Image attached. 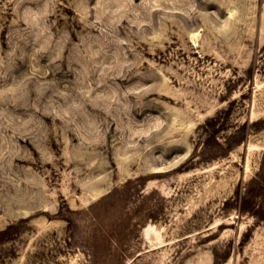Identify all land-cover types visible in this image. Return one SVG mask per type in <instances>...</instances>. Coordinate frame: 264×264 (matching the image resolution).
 Listing matches in <instances>:
<instances>
[{
	"label": "rangeland",
	"instance_id": "rangeland-1",
	"mask_svg": "<svg viewBox=\"0 0 264 264\" xmlns=\"http://www.w3.org/2000/svg\"><path fill=\"white\" fill-rule=\"evenodd\" d=\"M0 264H264V0H0Z\"/></svg>",
	"mask_w": 264,
	"mask_h": 264
}]
</instances>
